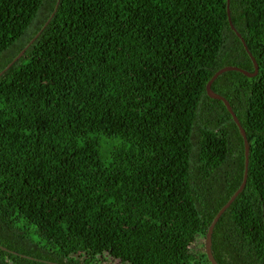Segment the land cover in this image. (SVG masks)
Masks as SVG:
<instances>
[{"label":"trees","instance_id":"obj_1","mask_svg":"<svg viewBox=\"0 0 264 264\" xmlns=\"http://www.w3.org/2000/svg\"><path fill=\"white\" fill-rule=\"evenodd\" d=\"M54 7L0 75V264H209L243 145L204 85L253 71L225 0H0V71ZM228 9L257 71L210 85L248 143L211 252L264 264V0Z\"/></svg>","mask_w":264,"mask_h":264},{"label":"water","instance_id":"obj_2","mask_svg":"<svg viewBox=\"0 0 264 264\" xmlns=\"http://www.w3.org/2000/svg\"><path fill=\"white\" fill-rule=\"evenodd\" d=\"M228 3L229 0H225V9H226V18H227V23L229 26V29L234 33L235 37L239 39L246 55L249 57L252 66H253V71L252 72H248L244 69H241L239 67L236 66H223L221 68H219L218 70H216L211 77L207 80V82L204 85V93L205 95L210 98V99H214V100H219L220 102H222L223 106L225 107L226 111L228 112V114L231 117V120L233 121V123L235 124L238 133L242 139V145H243V170H242V176H241V181L238 185V187L235 189V191L230 195V197L227 199V201L218 209V211L215 213V215L212 217V219L210 220L206 231L204 233V237H203V253L205 254L206 260L208 261L209 264H218L211 252V233H212V229L215 225V223L217 222L220 214L225 210V208H227L229 206V204H231V202L235 199V197L240 193V191L242 190L244 184H245V180H246V176H247V163H248V143L245 137V133L243 128L241 127L240 123L238 122L235 114L233 113V111L231 110L230 105L228 104L227 100L220 96L219 94L213 92L210 88L211 83L214 81V79L221 73L223 72H227V71H235V72H239L242 75L246 76V77H252L256 74L257 71V65L256 62L254 60V58L252 57V55L250 54V52L248 51L241 35L236 31V29L234 28L233 24L231 23L230 20V15H229V9H228ZM56 4V3H55ZM55 10V7L53 8V11L51 14H49V17L46 19V21L44 22V24L42 25V27L39 29V31H37L35 33V35L26 43V45L20 49V51L15 55V57L12 58V60L6 64V66L0 71V75L9 68V66H11V64L13 62H15L24 52V50L26 49V47L31 44L34 39L37 37L38 33L40 32V30L47 24V22L49 21V19L51 18L53 12ZM55 264V263H53Z\"/></svg>","mask_w":264,"mask_h":264},{"label":"rangeland","instance_id":"obj_3","mask_svg":"<svg viewBox=\"0 0 264 264\" xmlns=\"http://www.w3.org/2000/svg\"><path fill=\"white\" fill-rule=\"evenodd\" d=\"M189 249L193 252H198V253L203 251L202 239L199 237H196L195 241L189 246ZM100 264H118V262L116 260L106 258V261L101 260Z\"/></svg>","mask_w":264,"mask_h":264}]
</instances>
